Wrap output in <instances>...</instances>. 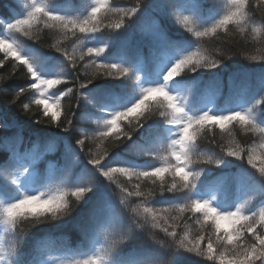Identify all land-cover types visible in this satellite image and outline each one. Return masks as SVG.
I'll return each mask as SVG.
<instances>
[{
	"label": "snow or ice",
	"instance_id": "snow-or-ice-1",
	"mask_svg": "<svg viewBox=\"0 0 264 264\" xmlns=\"http://www.w3.org/2000/svg\"><path fill=\"white\" fill-rule=\"evenodd\" d=\"M52 5V0H31L25 6L26 11L16 18L8 22L0 19L3 28L0 68L11 58L24 65L31 81L27 87L15 90L14 95L19 98L20 94L32 90L30 103L36 106L40 115L35 119L36 113H33L35 123L45 122L60 132L69 133L66 137L51 133L45 139L44 151H40L36 143L22 149V126L0 115V128L17 129L13 136L0 137V152L8 153L0 161V223L10 234L7 243L0 238V264H49L50 250L55 245V239L50 235L36 240L31 259H23V245L28 234L25 225L36 228L58 221L57 229L67 227L70 220L65 217H71L76 211L69 197L75 202L89 204L92 200L89 194L96 195L101 177L109 185L115 184L119 188V205L125 209L131 199L136 198L138 202L131 209L133 215L125 216L111 201L107 189L101 192L86 216L73 227L84 241H91L102 230H108L109 234L104 236L103 243L90 251L58 248L57 264H181L183 259L190 258L185 254L202 257L210 264H264V71L255 92L246 81L233 83L229 102L238 99L242 107L230 110L193 107L188 93L197 82L184 79V75L200 69H218L223 61L211 59L199 47L193 51L192 45L173 36L157 15L174 17L175 22L192 33L197 41L219 39L220 33L231 35L229 26H234L243 35L249 23H255V11L260 12L264 23V0H227L222 12L206 9L201 0H155L151 3L132 0L128 5L113 0H91L78 14L58 11ZM208 18H212L211 23L201 22ZM44 29L57 34L56 42L50 48L62 57L58 65L60 72L55 69L42 71L40 65L47 60L39 50L31 57L21 50L20 37L39 43L38 34ZM137 31L147 41V59L144 48L128 50ZM251 31L260 33L257 27ZM70 38L79 41L78 58L75 50L70 53L61 46L62 41ZM117 39L121 42L117 58L109 59L110 45ZM260 43L257 54L249 55L247 59L264 61V40ZM217 55L224 57L226 54L218 52ZM85 57L90 59L84 67L91 71L81 80L78 60L84 61ZM138 68L145 72L144 76ZM103 77L119 79L125 84L133 81L137 98L128 107L115 108L107 103L113 95L112 90L93 89L97 97L94 102L85 90ZM69 81L78 87L53 91ZM173 82L182 85L183 92H173ZM65 97H69V101L66 102ZM10 102L16 103V99ZM82 105H90L93 112L99 114L97 122L102 121L103 126L94 137H78L74 146L70 134ZM23 108L27 110L29 104H23ZM157 116L161 119H153ZM149 121L164 126L154 137V144L159 147L153 150L138 146L137 155L160 163L141 166L120 160L113 165L112 154L107 148L97 153L89 149L85 153L86 160L82 161L81 182L71 188L53 187L57 180L63 182L70 174L71 164L75 162L73 157L80 160L86 139H93L101 146L111 141L115 147H121L129 144ZM122 122H126L127 127ZM234 125L246 133L258 134L259 140L242 146L235 139ZM214 128L227 133V144L217 142ZM209 133L213 134L209 136ZM204 140H207V149L203 147ZM59 142L64 144L63 155L70 162L68 167L41 175L39 162L47 152L55 150ZM133 145L137 144L134 142ZM230 158L240 161L241 167L230 174L221 171L213 175V165L218 169L220 166L232 168L233 159ZM118 176L126 177L129 186L121 184ZM146 182L155 187L144 191L142 185ZM166 193L184 195L169 201ZM157 196L162 199L150 200ZM221 198L225 206H221ZM252 199H258L259 205L248 207ZM155 203H167L170 207L158 208ZM191 219L199 225L195 234L187 226V220ZM181 222L184 230L178 232ZM149 227L159 229L169 240L155 242L159 248H154L153 258L139 253L125 254L127 242L140 239ZM45 255L49 259H44Z\"/></svg>",
	"mask_w": 264,
	"mask_h": 264
},
{
	"label": "trees",
	"instance_id": "trees-1",
	"mask_svg": "<svg viewBox=\"0 0 264 264\" xmlns=\"http://www.w3.org/2000/svg\"><path fill=\"white\" fill-rule=\"evenodd\" d=\"M52 7L56 8L61 12H72L73 14H78L82 8L91 2V0H52ZM115 3H120L122 5H128L132 0H113ZM146 2H155V0H146ZM31 0H0V19L6 22L14 19L18 14L26 11V5L30 4ZM202 5L207 8H213L222 12L225 8L227 0H201ZM255 4H253V9H255ZM188 14V13H185ZM158 16L163 19L165 26L169 32L175 36L179 37L181 40L189 42L192 45V50L195 51L197 47L205 51L206 54L211 59H222V63L218 69H200L196 73H186L184 79L188 81L195 80L196 87L188 93V100L192 102L193 107H213L214 110H230L236 107H242L243 105L238 102V99H232L230 101V95L232 92L233 83H240L241 81H246L251 88L252 92H255L259 88L260 75L264 71V61H252L246 57L249 55L257 54V49L261 47V41L264 40V23L261 22V14L259 11L254 12L255 23H249L246 32L242 35L239 33L234 26H229L231 29V35H225L220 33V38H205L203 40L197 41L196 37L192 33L187 32L179 23L175 22L174 17L167 16L164 17L162 14L157 13ZM202 23H211L212 18L207 20H202ZM198 23V22H197ZM257 27L260 29V33L254 34L251 29ZM0 35H3V28L0 27ZM39 43H34L33 41L27 40L24 37H20L21 50L24 55L29 57L33 56L37 50L46 58L47 63L40 65L42 71H49L55 69L56 72H60L61 68L59 65V60L62 59L60 54L55 52L50 48V45L56 42L57 34L48 29H44L39 34ZM62 47L68 49L70 53L75 50V54L78 58L80 44L75 38H70L64 40L61 43ZM121 47V42L117 39L112 45H110V52L108 53L109 59L117 58V53ZM128 50L134 51L136 48H144L145 59H147V41H145L140 33L137 31L133 34L131 41L128 44ZM218 52H223L226 55L221 57L217 55ZM3 58V53H0V59ZM90 58L85 57L84 61L78 60V70L80 72L81 80L85 79V73L91 71V69H86L84 64ZM141 76L145 75V72L141 69H137ZM177 79H180L178 77ZM31 83L30 77L27 75V70L24 65L19 64V62L7 59L4 66L0 68V85L3 86L4 91L0 92V115H3L9 121H15L17 124L22 126L23 132V144L22 149L29 148L33 143L38 144L39 150L44 151L46 148L45 139L49 137L51 133H57L60 137L69 136V133L60 132L54 125L42 122L36 124L33 118V113H36L35 119H39L40 115L36 111V106L30 103L32 99V90H28L26 93L20 94L19 98L14 95V91L21 87H27ZM73 87L74 89L78 85L69 81L67 85L61 84L53 89L57 91L63 89L66 91L67 87ZM218 88V90H217ZM93 89H110L112 90V96L107 99L112 107L123 108L128 107L137 98L135 85L133 81H129L125 84L119 79H113L112 77H103L96 81V83L88 90H85L86 95H91L94 102L97 97L93 93ZM173 92H183V86L173 82L172 86ZM246 97L245 99H247ZM16 99V103H11L10 101ZM65 101H69V97L64 98ZM81 100L83 98L81 97ZM72 103H75V97L72 98ZM23 104H29V108L25 110ZM67 107V103H65ZM75 110V109H74ZM84 112L92 113L90 116H86ZM98 113H94L90 105H82L79 115L74 118V125L71 129L70 139L75 146V141L78 137L83 138L85 135L88 137H94L98 135V128L102 127V121L97 122ZM47 119V118H45ZM63 119V115L61 116ZM153 119H161L158 116ZM124 127H127L126 122H122ZM163 125H157L155 121H149L145 129H141L140 132L133 136V140L129 141L127 145L121 147H115L111 141H106L103 146L99 145L93 139H86L85 141V152H81L80 160H75L71 164V172L68 177L61 182L57 180L53 187L61 186L65 188H71L76 183H80V174L84 168L82 161L86 160L85 153L91 149L92 153H97L98 151H103L107 148L110 154L111 162L116 165L120 160L132 162L136 165H146L148 163H160L159 160L153 158H147L137 155L139 150L138 146H143L145 149L152 148L156 150L159 145L154 144V137L156 132L163 129ZM232 130L235 139L244 147L259 140L258 134L246 133L240 129L239 126H232ZM17 131L16 128L5 129L0 128V137L13 136ZM213 133L218 143L227 144L229 139L227 133H221L219 128H214ZM213 133H209L211 136ZM137 145H133V143ZM154 144V145H153ZM203 147L208 148L207 140L202 141ZM133 145L132 148H129ZM77 151L79 149L77 148ZM218 152L219 149H216ZM64 144L59 142L57 147L53 151L47 152L44 159L39 162L38 170L41 175H44L52 170L59 168H66L69 165V161L64 159ZM7 152H0V161L7 157ZM233 159V158H230ZM108 162V161H105ZM240 161L234 160L232 163V168L224 169L223 166L216 168L215 165L211 166L213 169V175L219 174L221 171L225 173H232L236 168L241 167ZM247 167V165H244ZM90 167V166H89ZM252 171L251 169H249ZM117 179L121 184L129 186L127 178L123 176H118ZM203 179V177H202ZM86 180V177H85ZM99 185L96 188V195H92V200L89 204H84L83 201L75 202L74 198L69 197L70 200L76 206V211L73 212L71 217H65L66 220H70L67 227L57 229L55 225L60 223L58 221H50L48 224L40 225L36 228H29L25 225L27 231V236L23 245L25 261L31 259L33 246L41 236L50 235L55 239V245L50 250L51 259L48 255H45L44 259H49V264H57L60 258L57 252L58 248L68 247L69 249H78L84 251L93 250L94 247L99 246L100 243L104 242V236L109 234L108 230H102L96 237L91 241H84L81 233L73 227V224L80 220L81 217L86 216L87 210L91 207L92 203H95L97 196L108 190V194L111 197V201L118 206V208L123 212L125 216H132L133 213L131 209L135 207L138 202L136 198H132L128 207L125 209L124 206L119 205V188L115 184L109 185V182L104 180L102 177L99 178ZM155 186L150 183H145L142 185L144 191H148ZM184 193H166V198L169 201L178 200L182 197ZM159 196L150 198L151 201H159ZM260 201L258 199H252L249 201L248 207H256L259 205ZM221 206H225V201L221 198ZM156 207H170V204H160L155 203ZM171 222V221H169ZM187 226L192 230V234H195L199 229V225L194 222V219L187 220ZM184 230V223L181 222V227L177 229L178 232ZM139 231V230H138ZM10 234L4 231L3 223H0V238L3 239L5 243L9 241ZM167 238L163 232L159 229H151L150 227L145 231V234L137 240L128 241L125 245V254L139 253L144 255L146 258H153L152 255L155 252L154 248H159V244L156 241H165ZM190 256V258H185L182 260L181 264H210V262L204 260L202 257L195 256L192 254H185Z\"/></svg>",
	"mask_w": 264,
	"mask_h": 264
}]
</instances>
